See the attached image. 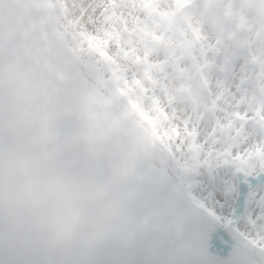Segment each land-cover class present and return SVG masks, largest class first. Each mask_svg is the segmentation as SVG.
Instances as JSON below:
<instances>
[{
	"label": "water",
	"instance_id": "water-1",
	"mask_svg": "<svg viewBox=\"0 0 264 264\" xmlns=\"http://www.w3.org/2000/svg\"><path fill=\"white\" fill-rule=\"evenodd\" d=\"M245 1L264 15V0ZM232 42L246 43L245 29ZM237 260L260 264L181 195L141 124L83 76L49 1L0 0V264Z\"/></svg>",
	"mask_w": 264,
	"mask_h": 264
},
{
	"label": "rangeland",
	"instance_id": "rangeland-1",
	"mask_svg": "<svg viewBox=\"0 0 264 264\" xmlns=\"http://www.w3.org/2000/svg\"><path fill=\"white\" fill-rule=\"evenodd\" d=\"M51 4L85 71L145 123L176 184L264 262V190L245 187L264 173V20L242 0ZM240 22L252 35L236 53L229 37ZM199 72L210 88L202 97Z\"/></svg>",
	"mask_w": 264,
	"mask_h": 264
},
{
	"label": "snow or ice",
	"instance_id": "snow-or-ice-1",
	"mask_svg": "<svg viewBox=\"0 0 264 264\" xmlns=\"http://www.w3.org/2000/svg\"><path fill=\"white\" fill-rule=\"evenodd\" d=\"M257 184L254 186L252 184V180L249 179L245 183V187L248 189L249 192H254L258 189L264 190V173H261L259 176L256 177ZM236 264H243V261L237 260Z\"/></svg>",
	"mask_w": 264,
	"mask_h": 264
},
{
	"label": "bare ground",
	"instance_id": "bare-ground-1",
	"mask_svg": "<svg viewBox=\"0 0 264 264\" xmlns=\"http://www.w3.org/2000/svg\"><path fill=\"white\" fill-rule=\"evenodd\" d=\"M233 217V216H232ZM234 218V217H233Z\"/></svg>",
	"mask_w": 264,
	"mask_h": 264
}]
</instances>
